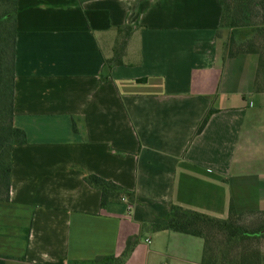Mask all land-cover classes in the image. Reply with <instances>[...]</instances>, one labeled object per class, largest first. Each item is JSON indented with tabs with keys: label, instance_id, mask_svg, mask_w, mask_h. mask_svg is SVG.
I'll list each match as a JSON object with an SVG mask.
<instances>
[{
	"label": "crops",
	"instance_id": "0c3cea01",
	"mask_svg": "<svg viewBox=\"0 0 264 264\" xmlns=\"http://www.w3.org/2000/svg\"><path fill=\"white\" fill-rule=\"evenodd\" d=\"M16 2L14 123L27 141L0 201V264H108L95 260L132 238L123 264H204L202 237L153 228L173 205L264 210L259 56L226 54L219 0ZM88 175L134 198L103 207Z\"/></svg>",
	"mask_w": 264,
	"mask_h": 264
},
{
	"label": "trees",
	"instance_id": "16d2710c",
	"mask_svg": "<svg viewBox=\"0 0 264 264\" xmlns=\"http://www.w3.org/2000/svg\"><path fill=\"white\" fill-rule=\"evenodd\" d=\"M223 5L221 35L228 31L225 51L229 57L240 54L259 56L258 73L255 82L257 91L264 90V0H219ZM17 2L0 0V201L11 198L12 149L17 143H25L24 130L14 123L16 45H17ZM250 27L252 35L238 38L239 28ZM126 40L117 50L115 57L108 60L110 65L120 63L119 59ZM209 115L199 126L202 131ZM86 181L102 190L103 207L112 199L134 198L129 192L110 180L97 175H88ZM155 230L173 231L202 237L205 240L204 264H264V249L250 243L264 239V210L236 212L231 209L227 218L210 215L173 205L166 224L153 225ZM136 238L129 240L120 257H100L95 263L123 264L132 253Z\"/></svg>",
	"mask_w": 264,
	"mask_h": 264
},
{
	"label": "rangeland",
	"instance_id": "374dc122",
	"mask_svg": "<svg viewBox=\"0 0 264 264\" xmlns=\"http://www.w3.org/2000/svg\"><path fill=\"white\" fill-rule=\"evenodd\" d=\"M253 29H251L250 27H245V26H243V27H241V28H239V31H238V34H236V36L238 37V38H240V39H242V38H248L250 35H252V33H253V31H252ZM225 34V33H224ZM228 34H229V32L228 31H226V35L228 36ZM226 35H225V37H226ZM250 243L252 244V245H257L259 248H263L264 249V239H259V240H253V242H251L250 241Z\"/></svg>",
	"mask_w": 264,
	"mask_h": 264
}]
</instances>
